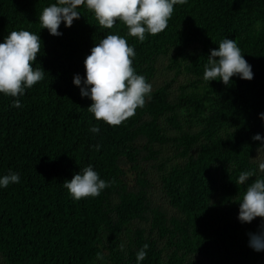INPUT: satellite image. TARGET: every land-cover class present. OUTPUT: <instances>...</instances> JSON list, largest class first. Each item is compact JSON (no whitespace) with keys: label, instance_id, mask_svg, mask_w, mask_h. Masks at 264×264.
Listing matches in <instances>:
<instances>
[{"label":"trees","instance_id":"obj_1","mask_svg":"<svg viewBox=\"0 0 264 264\" xmlns=\"http://www.w3.org/2000/svg\"><path fill=\"white\" fill-rule=\"evenodd\" d=\"M54 3L0 0V43L12 31L39 35L41 52L33 66L45 71L23 96L0 93V176H20L19 183L0 187V256L10 264H90L102 244L112 264H137L136 253L148 244L140 264H264V252L249 247V233L264 231V220L249 224L232 216L235 200L241 202L246 191L237 184L239 174L256 167L252 159L264 146L263 125L235 129L204 161L172 176L167 209L151 203L150 183L138 170L153 167L156 152L149 147L163 141L156 116L170 109L165 95L152 91L134 117L112 127L88 112L91 99L82 98L73 83L76 75L86 79L84 61L108 34L125 36L136 52L133 67L144 77L150 45L174 38L183 47L199 43L192 70L203 77L211 50L226 38L238 45L239 23L264 16V0H187L174 6L165 31L146 35L142 43L119 20L113 29L102 28L86 8L70 28L61 23L62 35L52 36L39 16ZM255 34L258 43L250 54L261 59L249 63L253 79L234 76L224 85L231 101L225 111L238 119L264 109V32ZM16 99L21 108L12 107ZM92 126L99 133L89 131ZM213 162L219 187L212 183ZM89 165L114 183L99 197L75 200L63 183ZM126 165L134 171L130 183Z\"/></svg>","mask_w":264,"mask_h":264},{"label":"clouds","instance_id":"obj_2","mask_svg":"<svg viewBox=\"0 0 264 264\" xmlns=\"http://www.w3.org/2000/svg\"><path fill=\"white\" fill-rule=\"evenodd\" d=\"M185 3L187 0H57V3L43 9L39 23L50 35L60 36L61 23L70 28L74 20L80 19L79 10L86 8L102 28L113 29L119 20L127 28V35L142 43L146 35L156 36L165 31L174 6ZM41 46L40 36L28 30L12 31L0 43V93L20 97L26 89L44 79L45 71L33 66ZM135 56V49L125 36L108 34L91 49V54L84 61L86 79L82 80L79 75L74 77L73 83L80 87L81 97L91 99L87 110L97 121L118 127L134 117L136 111L145 106L146 99L151 98L152 85L133 67ZM234 76L251 81L253 72L236 41L226 38L219 43L218 50H211L204 65L203 79L206 82L220 80L227 86ZM12 107L21 108L20 100H14ZM260 119L264 120V113ZM89 131L99 133L100 129L92 126ZM253 139L260 141L262 138L256 134ZM94 147L99 151L100 145ZM257 152L258 156L252 159L256 167L241 172L237 180V184L246 185L239 203L238 219L241 223L250 224L257 218L264 220V176L257 174H264V156L261 155L264 154V146ZM19 182V173L10 171L0 176V187L3 188ZM111 183L114 181L101 179L89 165L74 175L70 182L65 181L63 187L73 199L81 200L99 197ZM148 247L144 244L136 253L137 264L146 258ZM249 247L256 252H264V231L249 233ZM97 259L102 260L103 256L97 253Z\"/></svg>","mask_w":264,"mask_h":264},{"label":"rangeland","instance_id":"obj_3","mask_svg":"<svg viewBox=\"0 0 264 264\" xmlns=\"http://www.w3.org/2000/svg\"><path fill=\"white\" fill-rule=\"evenodd\" d=\"M192 10L189 13H196ZM260 19L249 16L239 23L238 46L248 62L258 61L261 55H253L258 43L256 31L264 32V16ZM181 26L179 28L181 29ZM202 45L189 44L183 47L179 41L168 39L150 45L145 58L144 75L152 85V91L160 90L166 97L170 109L156 116L158 129L163 141L149 148L156 152L153 167L140 166L144 178L149 181V200L169 209L168 192L173 181L172 176L190 166L204 161L208 154L220 148L227 137L238 128L263 125L260 115L264 109L234 118L226 113L231 101L224 84L220 80L204 81L192 70ZM125 180L131 182L134 176L128 165L123 167ZM213 185L221 186L219 170L216 163L210 167ZM249 182V181H248ZM232 216L238 219L240 201H236ZM99 253L103 259H93L90 264H112L102 244ZM0 264H10L0 256Z\"/></svg>","mask_w":264,"mask_h":264}]
</instances>
